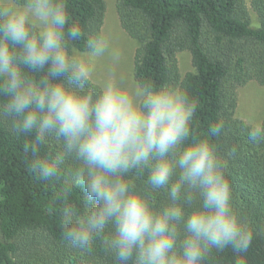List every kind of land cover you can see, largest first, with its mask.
<instances>
[{
    "label": "clouds",
    "instance_id": "9594fccd",
    "mask_svg": "<svg viewBox=\"0 0 264 264\" xmlns=\"http://www.w3.org/2000/svg\"><path fill=\"white\" fill-rule=\"evenodd\" d=\"M83 40L86 51L76 47ZM118 64L122 52L102 34L86 36L71 17L68 0H0V116L15 134L31 137L29 167L43 181L60 173L65 159L82 162L78 177L90 207L61 210L64 239L87 248L110 223L107 241L120 264H201L211 249L245 253L256 227L234 210L232 188L212 137L225 125L218 119L207 137L193 142L197 101L180 87L151 82L122 87L115 73L103 90H86L95 59ZM122 79V78H121ZM248 141L264 143V122L247 126ZM49 138L60 142L55 154H41ZM149 172L154 189L171 183V203L160 211L130 190L124 174ZM175 181L173 182V178ZM202 201L185 212L181 190ZM180 229L185 233L177 251ZM236 264H246L238 255Z\"/></svg>",
    "mask_w": 264,
    "mask_h": 264
},
{
    "label": "trees",
    "instance_id": "16d2710c",
    "mask_svg": "<svg viewBox=\"0 0 264 264\" xmlns=\"http://www.w3.org/2000/svg\"><path fill=\"white\" fill-rule=\"evenodd\" d=\"M74 21L86 36L101 34L105 0H68ZM259 26H252L246 0H118L122 28L139 48L134 77L140 85H171L185 90L197 101L192 135L187 142L203 139L209 127L223 120L224 132L212 137L224 175L232 188L233 207L256 227L245 253L211 249L201 264H236L243 256L246 264H264V143L247 138L246 122L236 117L237 86L255 79L264 86V0H251ZM76 47L84 49L83 40ZM191 54L194 71L181 76L178 54ZM99 94L103 89L92 80L86 86ZM4 99L0 97V105ZM264 122V121H263ZM31 137L17 135L10 119L0 116V264H120L107 242L114 226L110 223L87 248L71 246L63 236L61 210L71 207L83 212L90 207L85 184L78 177L82 162L70 156L57 177L43 181L29 164L33 159ZM60 142L49 138L41 154H55ZM130 190L143 195L156 211L171 203V183L154 189L147 169L124 174ZM175 177L173 178V182ZM193 190H181L185 212L201 204ZM176 250L182 251L184 231ZM133 259L128 264H134Z\"/></svg>",
    "mask_w": 264,
    "mask_h": 264
},
{
    "label": "rangeland",
    "instance_id": "374dc122",
    "mask_svg": "<svg viewBox=\"0 0 264 264\" xmlns=\"http://www.w3.org/2000/svg\"><path fill=\"white\" fill-rule=\"evenodd\" d=\"M105 3L106 13L101 34L122 52V59L115 64L107 55L96 58L92 81L103 89L109 79V74L115 73L122 87L135 89L139 86L134 77L135 56L139 45L122 28L117 8L118 0H105ZM246 4L252 17V26L256 28L259 26V21L256 12L252 9L251 0H246ZM178 62L182 77L194 71L191 54L188 51L178 54ZM235 91L237 95L236 117L249 125L263 122L264 86L252 79L244 85L237 86Z\"/></svg>",
    "mask_w": 264,
    "mask_h": 264
}]
</instances>
